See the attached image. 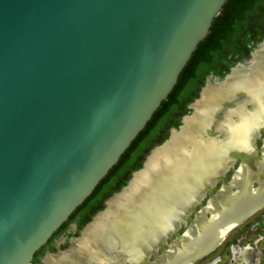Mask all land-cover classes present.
I'll list each match as a JSON object with an SVG mask.
<instances>
[{
    "label": "water",
    "instance_id": "obj_1",
    "mask_svg": "<svg viewBox=\"0 0 264 264\" xmlns=\"http://www.w3.org/2000/svg\"><path fill=\"white\" fill-rule=\"evenodd\" d=\"M225 2L0 0V264H30L36 251L92 193L167 98ZM263 47L264 40L222 79L205 82L181 125L150 150L142 167L84 226L74 247L85 229L107 212L108 202L122 196L136 175L151 169L146 166L151 155L183 131L203 91L222 85L235 69L251 68L253 54ZM233 101L223 103L219 112ZM215 121L208 122L199 136L221 140ZM257 139L262 142L259 149ZM251 143L250 157L261 159L263 127L256 128ZM193 151L184 145L179 153ZM177 158L168 159L165 168ZM244 159L241 153L229 157L218 175L197 188L194 200L180 199L181 210L172 224L141 246L146 248V264H195L264 207L263 196L239 216L223 220L221 200L239 192L235 178ZM237 160L227 181L225 174ZM252 177L247 188L256 193L264 185V169ZM148 189H142L140 198ZM207 194L206 204L196 210ZM165 198L162 189L149 204L133 201L126 226L139 220L149 222V228L160 225L152 200L166 206ZM182 225L185 230L179 233ZM118 242L117 256L122 264H130L135 246Z\"/></svg>",
    "mask_w": 264,
    "mask_h": 264
},
{
    "label": "bare ground",
    "instance_id": "obj_2",
    "mask_svg": "<svg viewBox=\"0 0 264 264\" xmlns=\"http://www.w3.org/2000/svg\"><path fill=\"white\" fill-rule=\"evenodd\" d=\"M251 64L249 69L233 70L222 85L207 87L200 101L194 105L193 117L185 121L183 131L173 136L170 145L151 155L146 165L151 169L147 168L146 173L136 175L122 196L108 202L107 212L101 213L85 229L82 237L76 240L75 247L69 248L61 256L49 257L46 264H122L123 259L117 256L116 251L118 241H123L126 246L132 242L130 246H135L136 252L130 256V264H146V248L141 246H147L168 224H172L181 210L180 199L183 202L194 200L198 196L197 188L207 184L213 175H218L229 157L237 153L245 156L235 178L240 188L235 196L222 195L223 220L239 216L248 209L245 207L252 206L250 203L259 201L264 196V185L256 193H252L249 192L247 183L253 178L252 175H256V171L264 169V148L261 159L250 157L254 131L258 127L264 128V47L253 54ZM231 99H236L231 107L219 112L218 107ZM213 119H216L214 125L222 138L219 141L199 136L200 131ZM195 133L198 136L194 138ZM187 138H194L191 140L194 142L186 143ZM184 145L195 151L190 154L179 153ZM174 156L179 158L166 169V162ZM149 183L154 185H148ZM145 186H149V189L140 198ZM162 189L167 196V205L164 206L162 201L152 200V212L161 224H154L153 228H149V222L139 220L127 227L126 218L130 216L129 207L133 201L142 199L137 201L139 206L149 204L153 195ZM115 238L117 241L114 247L112 241ZM238 254L241 258L244 252L240 251Z\"/></svg>",
    "mask_w": 264,
    "mask_h": 264
},
{
    "label": "trees",
    "instance_id": "obj_3",
    "mask_svg": "<svg viewBox=\"0 0 264 264\" xmlns=\"http://www.w3.org/2000/svg\"><path fill=\"white\" fill-rule=\"evenodd\" d=\"M262 40L264 0H226L167 98L161 102L116 165L40 249L48 246L70 223H76L80 230L101 211L104 200L126 185L131 174L142 167L150 150L169 137L171 128L177 129L181 125L182 117L190 112L188 105L198 98L206 77L211 74L222 79L238 62L248 59L252 49ZM40 254L39 250L34 261Z\"/></svg>",
    "mask_w": 264,
    "mask_h": 264
},
{
    "label": "rangeland",
    "instance_id": "obj_4",
    "mask_svg": "<svg viewBox=\"0 0 264 264\" xmlns=\"http://www.w3.org/2000/svg\"><path fill=\"white\" fill-rule=\"evenodd\" d=\"M212 83H214L213 80H211ZM263 136V134H261ZM262 145V142L260 139H257L255 141V146L257 149H259ZM257 156H260V152H257ZM240 160H237L233 168L229 169V171L225 174V178L228 181L233 174L234 169L239 165ZM221 182L219 181L216 185V187L212 190L213 192L215 189H217L220 186ZM209 195L207 194L204 199L201 201V203L196 207V210H198L201 206H204L206 204V200L208 199ZM193 217V216H192ZM185 230V226L182 225V227L179 230V233H182ZM235 239V240H234ZM239 241V242H238ZM75 240L73 239L71 243L69 244V248L74 247ZM240 247H249L251 248L249 253L253 254L252 260L248 259L246 255V260L248 261V264H257L260 260V264H264V208L254 214L252 217H250L248 220L234 228L225 238V240L215 249L214 252L211 254L203 257L201 260L197 261L195 264H205L212 260L214 257L219 256L220 260L217 264H235L239 262L233 261L235 257L233 256L232 252L230 256V250L229 247L231 245H239ZM167 246H165L166 248ZM68 248V249H69ZM242 251V249H240ZM159 252V251H158ZM232 257V261H231ZM231 262V263H230ZM212 264V262H211Z\"/></svg>",
    "mask_w": 264,
    "mask_h": 264
},
{
    "label": "flooded vegetation",
    "instance_id": "obj_5",
    "mask_svg": "<svg viewBox=\"0 0 264 264\" xmlns=\"http://www.w3.org/2000/svg\"><path fill=\"white\" fill-rule=\"evenodd\" d=\"M245 60V59H243ZM242 60V61H243ZM240 61V62H242ZM238 62V63H240ZM215 77H218V76H214V75H208L206 77V81L209 79V80H212L213 78ZM219 78V77H218ZM205 81V82H206ZM189 106V105H188ZM110 197H108L106 200H104L103 202V205H105V202L109 199ZM85 226V225H84ZM84 227H82L80 230H78V227H77V224L76 223H70L67 228L65 229L64 232H62L59 236L55 237L52 239V242H50V244L46 247H44V249H38L36 251L41 252L40 255L37 256V260L34 261V258H35V254L33 256V259L31 261L30 264H46V260L49 258V257H52V256H61V252L62 251H65L67 250L69 247V244L71 243V241L74 239H76L77 237H80V232L81 230L83 229ZM53 236V235H52ZM51 236V237H52ZM50 237V238H51ZM235 240V239H234ZM239 242V241H238ZM47 244V243H46ZM52 247V248H51ZM51 248V249H50ZM235 249V250H234ZM240 249H242V251L244 252L243 254V259H246V255L248 257V259L252 260V256L253 254L247 252L249 251L251 248H249L248 246L247 247H240V244L239 245H231L229 247V250H230V256L231 255V252L233 254V256L235 257V255H238V253L241 251ZM214 252V251H213ZM235 252V254H234ZM220 257L219 256H216L214 257L212 260H210L209 262L205 263V264H209L211 262H215V264H217L219 262V259ZM234 260V259H233ZM231 261H232V257H231ZM260 262V260H259ZM259 262H257L259 264ZM231 263V262H230ZM240 263V262H239ZM237 263V264H239ZM255 264V262H253ZM236 264V263H235Z\"/></svg>",
    "mask_w": 264,
    "mask_h": 264
},
{
    "label": "crops",
    "instance_id": "obj_6",
    "mask_svg": "<svg viewBox=\"0 0 264 264\" xmlns=\"http://www.w3.org/2000/svg\"><path fill=\"white\" fill-rule=\"evenodd\" d=\"M240 254L238 255H235V259L233 261L235 262H240L239 264H248V261L246 259H243V256L240 258L239 256ZM237 264V263H236ZM258 264V263H257ZM260 264V262H259Z\"/></svg>",
    "mask_w": 264,
    "mask_h": 264
},
{
    "label": "built area",
    "instance_id": "obj_7",
    "mask_svg": "<svg viewBox=\"0 0 264 264\" xmlns=\"http://www.w3.org/2000/svg\"><path fill=\"white\" fill-rule=\"evenodd\" d=\"M209 264H211V263H209Z\"/></svg>",
    "mask_w": 264,
    "mask_h": 264
}]
</instances>
